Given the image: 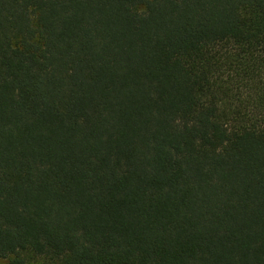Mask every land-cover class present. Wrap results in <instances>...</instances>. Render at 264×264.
I'll list each match as a JSON object with an SVG mask.
<instances>
[{
  "label": "trees",
  "instance_id": "1",
  "mask_svg": "<svg viewBox=\"0 0 264 264\" xmlns=\"http://www.w3.org/2000/svg\"><path fill=\"white\" fill-rule=\"evenodd\" d=\"M0 258L264 264V0H0Z\"/></svg>",
  "mask_w": 264,
  "mask_h": 264
},
{
  "label": "rangeland",
  "instance_id": "2",
  "mask_svg": "<svg viewBox=\"0 0 264 264\" xmlns=\"http://www.w3.org/2000/svg\"><path fill=\"white\" fill-rule=\"evenodd\" d=\"M0 264H10L7 258H0Z\"/></svg>",
  "mask_w": 264,
  "mask_h": 264
}]
</instances>
